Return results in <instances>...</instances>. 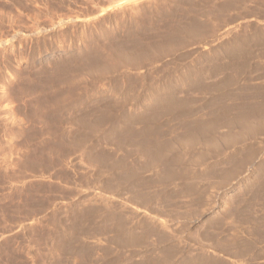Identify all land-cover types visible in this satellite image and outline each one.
<instances>
[{
	"label": "rangeland",
	"instance_id": "374dc122",
	"mask_svg": "<svg viewBox=\"0 0 264 264\" xmlns=\"http://www.w3.org/2000/svg\"><path fill=\"white\" fill-rule=\"evenodd\" d=\"M0 264H264V0H0Z\"/></svg>",
	"mask_w": 264,
	"mask_h": 264
}]
</instances>
